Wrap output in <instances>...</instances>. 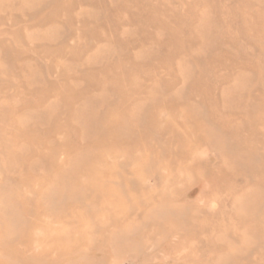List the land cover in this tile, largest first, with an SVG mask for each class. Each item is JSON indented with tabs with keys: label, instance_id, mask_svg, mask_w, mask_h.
Listing matches in <instances>:
<instances>
[{
	"label": "rangeland",
	"instance_id": "374dc122",
	"mask_svg": "<svg viewBox=\"0 0 264 264\" xmlns=\"http://www.w3.org/2000/svg\"><path fill=\"white\" fill-rule=\"evenodd\" d=\"M0 264H264V0H0Z\"/></svg>",
	"mask_w": 264,
	"mask_h": 264
}]
</instances>
